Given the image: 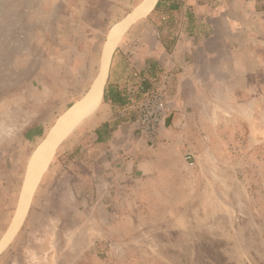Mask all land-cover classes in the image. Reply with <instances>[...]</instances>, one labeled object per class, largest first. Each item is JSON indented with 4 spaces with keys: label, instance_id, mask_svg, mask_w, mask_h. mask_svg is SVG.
Segmentation results:
<instances>
[{
    "label": "rangeland",
    "instance_id": "obj_1",
    "mask_svg": "<svg viewBox=\"0 0 264 264\" xmlns=\"http://www.w3.org/2000/svg\"><path fill=\"white\" fill-rule=\"evenodd\" d=\"M142 1L0 0V245L34 186L0 264H264V10L253 14L250 77L239 70L207 103L197 151L143 175L114 156L104 166L92 133L102 101L28 178L50 130L92 87L111 27ZM176 1L180 9L149 13L126 32L106 84L120 47L135 68L154 34L171 48L178 32L204 29L186 22L189 0ZM146 79L129 92L135 105Z\"/></svg>",
    "mask_w": 264,
    "mask_h": 264
},
{
    "label": "crops",
    "instance_id": "obj_2",
    "mask_svg": "<svg viewBox=\"0 0 264 264\" xmlns=\"http://www.w3.org/2000/svg\"><path fill=\"white\" fill-rule=\"evenodd\" d=\"M183 7L191 12L190 16L189 12L185 16L186 22L191 18L189 21L204 25V29L188 28L178 32L170 49L160 40L159 34H154L152 46L140 48V64L135 68L126 66L128 47H120L109 81L111 88L126 87L129 93L141 80L148 78L151 64L157 68L152 80H146L150 86L167 81L170 114L166 126L161 129L162 141L154 148L139 142L135 103L121 107L104 102L102 111L93 121L92 132L94 139L102 137L95 150L102 149L104 166L114 156L117 166L125 167L132 175H143L174 165L175 155L197 151L201 135L205 133L208 116L203 113L207 103L215 104L219 89L233 83L239 70L242 76L250 77L252 56L249 54L255 51L251 43L259 37L251 27L253 14L264 10V0H189ZM126 67L133 70L134 75L129 79L122 78ZM248 99L246 97L247 103ZM220 118V113L211 112L210 120ZM179 161L180 165L187 163L185 157Z\"/></svg>",
    "mask_w": 264,
    "mask_h": 264
},
{
    "label": "bare ground",
    "instance_id": "obj_3",
    "mask_svg": "<svg viewBox=\"0 0 264 264\" xmlns=\"http://www.w3.org/2000/svg\"><path fill=\"white\" fill-rule=\"evenodd\" d=\"M157 1L158 0H143L131 12H129L125 17H123L120 21H118L115 25L111 27L108 34L107 43L104 46L101 57V63L99 69L101 72L100 76L96 80V83L89 89L87 94L60 116L58 121L50 130L47 139L45 138L46 140L42 145V147L39 145L40 148L35 152L33 156V160L30 165V171L28 173L29 176L27 175L28 178H31L33 174H34L33 176H36V173L34 172L41 165H43V168L41 170H44L47 167L48 163L51 160L54 147L57 145V143L62 141L83 120L89 117L95 111V109L101 104L104 93V86L106 84L109 74L112 54L116 49L120 41V38L125 33V31L129 29L133 24H135L137 21L148 15L156 5ZM36 178H38V176ZM28 205H29V200H27V203H25V205H22L18 218H16L15 221L13 222L12 229H10L7 236L1 242L0 251H2V249L6 247V245L14 237L17 229L20 227L23 221V218L25 217V214L28 209Z\"/></svg>",
    "mask_w": 264,
    "mask_h": 264
},
{
    "label": "built area",
    "instance_id": "obj_4",
    "mask_svg": "<svg viewBox=\"0 0 264 264\" xmlns=\"http://www.w3.org/2000/svg\"><path fill=\"white\" fill-rule=\"evenodd\" d=\"M167 81L163 80L153 88L140 86L143 98L136 103V123L140 139L149 147H156L162 141L161 129L166 126L170 114L166 93Z\"/></svg>",
    "mask_w": 264,
    "mask_h": 264
},
{
    "label": "trees",
    "instance_id": "obj_5",
    "mask_svg": "<svg viewBox=\"0 0 264 264\" xmlns=\"http://www.w3.org/2000/svg\"><path fill=\"white\" fill-rule=\"evenodd\" d=\"M180 5L179 3H177L176 0H158L154 9L151 11L150 14L160 10V9H164V11L168 12V11H174V10H178L180 9ZM149 14V15H150ZM167 49H170V45L169 44H165ZM147 87H149L148 82L144 81V83ZM103 101L104 102H111L114 105H119L121 107L123 106H130L133 102L131 99V96L129 95L127 88L126 87H115V88H111L109 81L106 84V87L104 89V95H103ZM97 140L100 142L102 141V137L101 135L98 136Z\"/></svg>",
    "mask_w": 264,
    "mask_h": 264
},
{
    "label": "water",
    "instance_id": "obj_6",
    "mask_svg": "<svg viewBox=\"0 0 264 264\" xmlns=\"http://www.w3.org/2000/svg\"><path fill=\"white\" fill-rule=\"evenodd\" d=\"M99 69H100V68H99ZM100 74H101V72H100V70H99L98 73H97V76L95 77V79H94V81H93L92 86L96 83V80L98 79V77L100 76ZM30 189H31V186H30L29 188L27 187V190H26V191H24L25 188L23 189V194H22L21 200H20V202H19V205H20V203L22 202V199H24V198H25V202H24V203H27V200H28V198H29V196H30V194H31V191H32V189H31V191H30ZM19 205H18V207L20 208ZM19 208H17L16 214H15V216H14V219H13V221H12L11 226L13 225V222H14V220H15V218H16V215H17V212H18ZM11 226H10V227H11ZM9 229H10V228H9Z\"/></svg>",
    "mask_w": 264,
    "mask_h": 264
}]
</instances>
